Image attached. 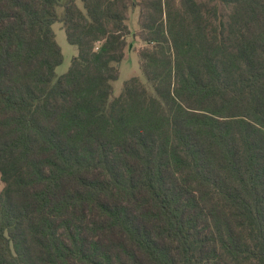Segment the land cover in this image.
<instances>
[{
	"label": "trees",
	"instance_id": "16d2710c",
	"mask_svg": "<svg viewBox=\"0 0 264 264\" xmlns=\"http://www.w3.org/2000/svg\"><path fill=\"white\" fill-rule=\"evenodd\" d=\"M0 184V264H264V0H0Z\"/></svg>",
	"mask_w": 264,
	"mask_h": 264
},
{
	"label": "rangeland",
	"instance_id": "374dc122",
	"mask_svg": "<svg viewBox=\"0 0 264 264\" xmlns=\"http://www.w3.org/2000/svg\"><path fill=\"white\" fill-rule=\"evenodd\" d=\"M58 13H61V9H58ZM139 9L130 11L127 15L126 24L130 30V35L126 38V48L123 60L119 64V76L118 79L112 83V95L117 96L123 86V83L131 77L142 78V73L139 68L138 51L144 46L143 42L139 39ZM52 31L55 34V40L59 45L62 53V63L55 68V74L60 76L64 74L74 56L77 55V49L67 42L65 32L61 23H54L51 26ZM2 185L0 184V189Z\"/></svg>",
	"mask_w": 264,
	"mask_h": 264
}]
</instances>
